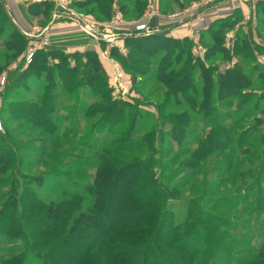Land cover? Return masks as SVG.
I'll return each instance as SVG.
<instances>
[{
  "label": "rangeland",
  "instance_id": "rangeland-1",
  "mask_svg": "<svg viewBox=\"0 0 264 264\" xmlns=\"http://www.w3.org/2000/svg\"><path fill=\"white\" fill-rule=\"evenodd\" d=\"M82 1L0 0L9 19L0 10V153L3 147L6 149L5 143H9L15 152L9 156L11 159L0 164V206L13 200L8 204L11 215L5 224L16 225L10 234L0 233L1 252L6 258L24 264V256L34 252L28 234L30 219L38 220L49 202L65 201L66 217L55 233L56 241L63 238L71 214L91 199L86 193L87 187L102 158L122 163L154 155L159 163L168 167L166 171L176 167L182 169V163L188 157L185 152L195 148L196 141L207 134L214 120L235 138L239 133H246L248 138L242 147H248L250 152L244 154L234 143L225 150L209 154L202 161L205 179L210 184L208 191L204 188V193H208L206 197L211 201L218 197L233 198L240 207L244 206L238 212L240 218L235 220L247 225L243 234L250 236V232H258L264 237V210L250 212L255 196L247 186L253 183V169L264 158V24L257 21L253 0H243L244 13L236 9L227 24L221 26L218 33L222 36L221 46L214 51H209L204 24L189 19L174 26L186 25L191 32L188 31L185 38L181 37L188 42L164 74L173 77L171 73L190 65L191 80L184 92H180L182 85L175 89L158 78L162 72L160 63L169 56V43H159V51L150 58L148 68L141 69L130 64L123 37L135 32L134 24L146 15L148 5H152L157 14L150 18V26H158L161 29L158 33H165L173 24H164L161 19L186 14L190 5L198 0H144V8L138 16L133 12L134 0H115L108 17L90 12L94 4L78 5ZM41 3L49 4L47 12L35 14L34 10L43 6ZM243 14L251 18L245 19ZM16 32L24 37V45L19 51L6 44L10 38L18 41ZM235 33L246 36L251 55L232 52L231 40ZM226 35L231 36L230 41ZM38 49L61 50L69 55L67 63L76 67L72 76L64 70L63 73L55 72L56 87L52 91L44 88V70L40 66L30 68L20 84L14 81L28 68V54ZM91 55L96 56L102 71L97 92H92L80 79V70ZM196 63L205 65L210 71L208 110H204V81ZM234 68L242 69L253 80L250 89L235 95L227 83L221 86V75ZM103 92L109 93L110 99L128 103L124 104V116L117 122L112 123L113 116H106L104 122L102 112L98 111L106 103ZM102 98L105 100L100 102ZM47 100L51 105L55 102L54 111L50 112L54 121L51 129L41 130L24 118L21 106L17 105L31 106L44 101L47 104ZM181 115L188 116L190 124L182 140L176 141L171 122H178L183 118ZM132 121H135L134 127H131ZM12 171H16V175ZM202 171L174 172V175L178 174L175 179L186 183L184 197L200 191ZM261 178L264 193V174ZM10 186L18 187L14 188L15 194ZM65 186L75 190L77 196L63 193ZM22 187L31 192L26 196L38 198L39 202L34 201L36 205L31 204L29 208L30 203L24 197L17 202ZM177 204L174 211L180 210ZM18 210L22 221L19 224ZM26 213L30 214L29 220L24 218ZM251 246L254 252L260 248L257 238Z\"/></svg>",
  "mask_w": 264,
  "mask_h": 264
},
{
  "label": "trees",
  "instance_id": "trees-1",
  "mask_svg": "<svg viewBox=\"0 0 264 264\" xmlns=\"http://www.w3.org/2000/svg\"><path fill=\"white\" fill-rule=\"evenodd\" d=\"M114 1L84 0L78 2V5L94 4L90 12H97L108 17L112 9L111 4ZM134 1L133 12L138 16L144 8L145 1ZM41 4L43 6L34 10L35 14L47 12L49 4ZM255 9L257 21L263 25L264 0H258ZM0 10L6 16L1 4ZM230 17L233 16L228 15L214 20L204 30V36L210 42L209 51H214L216 47L221 46L222 36L218 33L221 26L227 24V19ZM7 20L9 19L7 18ZM16 38L18 41L15 42L10 38L6 44H9V48L19 51L24 45V37L17 33ZM186 42L188 39L173 38L158 32L147 36L123 37L124 48L127 49L130 64L141 69L148 68L150 58L159 51V43L163 45L169 43V56L162 59L160 63L162 72L158 78L172 84L175 89L178 85L179 87L182 85L184 88L181 87L180 92H184L189 87L187 85L191 80L190 65H185L177 73H171L173 77L164 74V71L178 58V52L184 49ZM231 42L234 54L251 55L252 51L250 48L248 49L244 34L235 33ZM240 43L242 45L239 46ZM177 48L180 50L175 54ZM171 55L173 56L171 57ZM68 57L69 55L61 50L38 49L31 54L28 68L18 74L14 81L20 84L25 74L29 73L30 68L40 66L41 70H44L46 82L44 88L52 91L56 87L55 72L64 70L66 73L69 72L70 76L74 74L76 67L67 63ZM207 58L209 56H206ZM196 66L204 81V110H208L206 102L208 101L207 90L211 84L210 71L200 63H196ZM1 68L0 66V72ZM101 74V67L96 56L87 57L80 70L81 82L92 92H97L100 87L98 82ZM221 81H223L221 86L223 87L227 83L229 85L227 87L232 90L234 95L250 89L253 85L251 76L238 68L227 70L224 75H221ZM104 91L107 92L105 89ZM53 96H51L52 100H54ZM108 96H110L109 93H106V103L103 107H98V111L102 112L103 120L107 118L106 116H110V118L113 116L112 123L117 122L121 116H124V104L128 105V103L110 99L111 97L108 98ZM105 99L102 98L99 101L102 102ZM54 103L51 105L47 100V104L44 101L37 105L17 106H21L25 119L33 126L44 130L45 128L51 129L50 127L53 126L54 120L50 116V112L54 111ZM180 117L183 118L178 120L179 123L176 120L171 122L172 132L176 136V138H172L176 141L182 140L185 130L189 128L190 124L188 116L181 115ZM132 123L131 127H134L135 121ZM247 138L246 133H239L236 138L233 137L214 120L211 122L207 134L202 135L196 141L195 148L185 152L188 157L183 161L182 169L176 167L166 171L168 167L164 163H159L154 155L145 157L143 160L133 159L122 163H118L116 160L110 162L108 158H102V161L97 165L92 182L87 187L86 193L91 199L81 209L71 214L70 223L63 238L56 241L55 233L66 217L65 201L47 203L38 220L30 219V214H28L30 211H26L28 213L24 218L31 220L28 234L34 252L31 254L30 251L28 255L24 256V264L25 262H27L26 264H264V237L258 232L248 231L250 236L243 234L242 230H245L247 225L235 221L240 218L238 212L244 206L240 207L233 198L218 197L216 201L214 199L211 201L206 197L208 193H204L205 189L208 191L210 184H207L205 179L206 172L202 161L212 152L225 150L229 144L233 145L234 143L235 146H239L238 149L248 155L250 152L248 147L244 149L242 147ZM5 146L6 149L3 147L4 149L2 148L0 153V164L9 156L15 155L9 143H5ZM263 160L264 158L262 163L252 171L253 183L247 185L255 196L251 201L250 212L264 210V193L261 183L263 180L261 175L264 174ZM115 163L118 165L115 166ZM196 169L203 170L200 191L191 192V195L184 197L186 183L181 179H175L178 174L174 175V172L181 171L190 174ZM16 173V171H12L13 175ZM10 187L13 189L12 193L15 194L14 190L16 189L14 188L18 189V187ZM255 187L256 189H254ZM62 192L72 197H76L78 194L66 186L62 188ZM28 193L31 192L22 187L16 200L18 202L24 197L26 202L30 203V208L31 204L34 206L39 200L34 195L26 196ZM12 201L10 199L6 205L0 206L1 234H10L15 231L16 225L5 224L11 215V207L8 204ZM34 201L36 202L34 203ZM176 201L181 203L177 204ZM176 204L180 210L174 211L173 207ZM20 214L21 211L18 210V224L22 223ZM260 236L262 239H259ZM256 238L260 248L254 252L251 244L255 243ZM39 247L45 250L38 251ZM16 261L19 262L16 259L6 258L0 249V264H21Z\"/></svg>",
  "mask_w": 264,
  "mask_h": 264
},
{
  "label": "built area",
  "instance_id": "built-area-1",
  "mask_svg": "<svg viewBox=\"0 0 264 264\" xmlns=\"http://www.w3.org/2000/svg\"><path fill=\"white\" fill-rule=\"evenodd\" d=\"M33 2H42L45 0H32ZM243 0H198L193 2L189 9L186 11V14H183L182 16H173L171 15L168 18H162V23H169L175 25L181 24L183 21H188L189 19H195L196 22L199 24H204L207 20L206 13L209 10H219L224 5L230 4L231 9L230 11H233L235 9H241L242 10V4ZM147 12L146 15L140 21H137L134 24V30L135 32L132 34H128V36H142V35H150L152 33L160 32L161 29L158 26H150L149 21L150 18L153 16H156V11L153 9L152 5L147 6ZM154 11V12H153ZM245 19H250L249 16L244 15ZM183 18V19H182ZM254 19V18H252ZM170 26V25H168ZM227 41H230L231 36L226 35ZM31 53L28 54V58H30Z\"/></svg>",
  "mask_w": 264,
  "mask_h": 264
},
{
  "label": "crops",
  "instance_id": "crops-1",
  "mask_svg": "<svg viewBox=\"0 0 264 264\" xmlns=\"http://www.w3.org/2000/svg\"><path fill=\"white\" fill-rule=\"evenodd\" d=\"M258 0H253L252 2V4H253V6H256V2H257ZM225 6V9H223L222 7L219 9V10H209L207 13H206V18H207V20H206V22L204 23V30L206 29V27H207V25L208 24H211L214 20H217V19H220V18H224V17H226V16H228V15H231V14H233L232 12L233 11H235V10H233V11H230V9H231V5L230 4H227V5H224ZM223 6V7H224ZM253 6H252V8H253ZM241 12L242 13H244V9H243V7H242V10H241ZM245 14H243V16H244ZM189 27L188 26H186V25H183V27L182 26H179V27H172L171 29H166L167 30V32H165V33H167L166 35L167 36H170V37H173V38H183V37H186V36H188V31H190L191 32V30L190 29H188ZM179 32V33H178ZM186 32V33H185ZM182 33V34H181Z\"/></svg>",
  "mask_w": 264,
  "mask_h": 264
}]
</instances>
